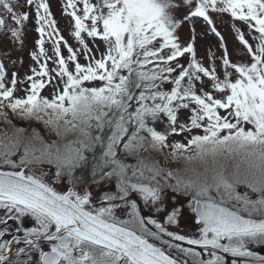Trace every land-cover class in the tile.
I'll return each instance as SVG.
<instances>
[{"label":"snow or ice","instance_id":"1","mask_svg":"<svg viewBox=\"0 0 264 264\" xmlns=\"http://www.w3.org/2000/svg\"><path fill=\"white\" fill-rule=\"evenodd\" d=\"M62 16L67 36L49 0H0V264H264V0Z\"/></svg>","mask_w":264,"mask_h":264},{"label":"rangeland","instance_id":"2","mask_svg":"<svg viewBox=\"0 0 264 264\" xmlns=\"http://www.w3.org/2000/svg\"><path fill=\"white\" fill-rule=\"evenodd\" d=\"M51 5V9L53 14L56 16L59 26L61 30L64 32L65 36L68 35V18L62 16V4L63 0H49ZM217 28L221 32V34L225 37V41L229 48V51L233 53V59H237L241 54L237 50L238 42L234 39V33L231 28V23L228 18L225 17L223 21H217ZM196 31H197V51L200 57L205 55L206 50L209 46H212L213 50H216L217 38L214 35L206 33V25L202 20L196 22ZM181 36L185 39L189 37V28L185 26V28L181 32ZM36 38V34L33 30V25L29 24L28 26V40H27V48L22 53V58L24 60L23 65L17 64L15 68L9 65V72L13 70H18L21 77L27 72L28 67L31 64L30 58L28 56V51L32 49L33 41ZM69 42L75 44V41L69 38ZM22 95L23 93H18ZM44 95H48V90L46 89L43 93ZM179 139V137L177 138ZM175 167V165H172Z\"/></svg>","mask_w":264,"mask_h":264},{"label":"flooded vegetation","instance_id":"3","mask_svg":"<svg viewBox=\"0 0 264 264\" xmlns=\"http://www.w3.org/2000/svg\"><path fill=\"white\" fill-rule=\"evenodd\" d=\"M177 231H181L183 233H188L191 235L198 234V230L191 223L187 221H182L181 227L177 229Z\"/></svg>","mask_w":264,"mask_h":264}]
</instances>
